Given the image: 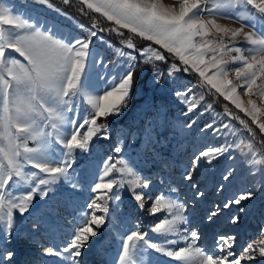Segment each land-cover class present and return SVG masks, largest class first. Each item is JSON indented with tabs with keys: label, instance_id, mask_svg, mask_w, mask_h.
<instances>
[{
	"label": "snow or ice",
	"instance_id": "obj_1",
	"mask_svg": "<svg viewBox=\"0 0 264 264\" xmlns=\"http://www.w3.org/2000/svg\"><path fill=\"white\" fill-rule=\"evenodd\" d=\"M33 2L54 7L49 0ZM70 2L71 0H64L66 5ZM79 3L81 12L87 10L97 13L110 22L113 27L108 29L109 31L123 37L124 30H127L133 37L149 43L147 46L137 47L128 39L127 48L131 51L115 49L120 57L128 56L132 61L128 71L103 94L87 95L91 111L77 123L75 120L66 119L65 114L73 111L74 99L88 93L84 90L82 78L88 67L91 44L93 38H105L102 35L105 29L98 28L96 23L91 25L81 23L79 27L85 35L69 42L52 35L50 31L41 30L34 21L27 18L26 14L22 18V14L15 9L0 7V25H10L21 30L7 34L0 28V234L3 240V245L0 246V264H8L14 256L6 247L18 229L14 210L16 216L17 213L23 216L29 211L37 193L41 198L48 197L50 189L42 190L40 185H52L63 178L69 183L68 201L73 202L75 192L82 186L80 179H73L74 176L81 177V173L73 168L76 163L74 154L77 150L87 152L90 141L98 134H102L104 139L111 138L108 135V126L97 124V120L119 116L127 108L135 84L137 56L141 58V62L155 60L167 64L168 55H174L179 64L171 65L168 71L169 78H172L173 72H194L210 86L209 90L214 89L215 93L230 101L251 118V122L259 127L261 133H264V120L260 118L261 114H264V109L258 107L256 100L251 98L256 96L264 99V37L241 23V20L246 18L244 16L235 19L241 25L239 28H227L216 24L214 20L207 21L202 18L205 12L210 15H222V9L238 5H251L259 13L264 14V0H223L220 3L215 0H183L178 11L163 7L160 0H79ZM210 4L212 7H209ZM56 10L61 11L59 8ZM246 28L251 31H245ZM211 29H215V33ZM224 37H228V40L226 41ZM240 37L251 47L237 46ZM108 46L113 47L110 40ZM14 54L22 57L23 61ZM97 63L105 64V61L99 58ZM236 63L239 64L238 67H230ZM106 64L115 65L109 60ZM230 73L234 74L238 83H233L228 78ZM160 75L156 73L157 78ZM238 88L249 95L248 106H245L237 95ZM189 92V88H183L174 91L173 94L186 106L187 112L191 113L199 105L189 97ZM226 115L239 119L230 111ZM38 118L43 122L38 123ZM240 122L252 132L246 121ZM65 123L71 129L67 135L60 131ZM192 123L195 122L188 123L186 127L191 128ZM46 127L51 131L45 132ZM153 127L152 119L145 122L146 132L151 131ZM82 129L84 134L81 136ZM204 129H211L214 135H220L224 130L232 131L229 123H224L219 128L213 124H206ZM29 139L37 142V147H29L27 144ZM56 143L65 151L58 161H53L50 159V153L55 151ZM247 148L253 151L251 144H248ZM113 151L120 154L123 151L121 144L114 146ZM226 151L230 149L225 146H213L196 154L184 173V180L192 182L190 187L195 188L194 174H199L201 163L211 164L213 159L224 155ZM249 162L264 165V160L255 161L253 158ZM25 165H30L37 171L25 173ZM115 168L116 164L113 163L111 168L104 167L102 173H98L90 189L98 195L85 205V209H91L92 212H81V223L74 230V235L67 246L60 250L53 247L43 248V257H59L70 261L71 264H83L84 250L89 247L92 238L99 235L98 226L105 223V216L96 215L95 212L108 211L106 202L105 204L97 202V199L101 198L99 194L103 193L106 196L111 193L109 198L119 199V192L125 187V184L118 182L116 178L106 179ZM127 171L135 177L130 182L133 199L138 202V207L143 209L145 206L143 198L151 191L152 180L148 177L141 178L132 168H128ZM231 174L229 171L224 179L227 180ZM25 179L36 180V185L27 195L13 196L12 186L19 185ZM135 188L143 190L142 193H135ZM222 188L223 185L218 191ZM172 191L175 192V189ZM156 195L159 197L155 200L157 206L150 207V215H155L159 211L158 206L164 198L163 193ZM254 195L253 191L239 194L227 200L223 208L228 209L237 205L240 206L239 211L244 212L242 201H249ZM203 196L202 191H196L194 194L195 199ZM165 206L171 214V219L167 217L159 219L154 227L147 231L137 226L135 230L129 232L121 241V254L116 264H145V260L139 254V250L144 247L154 249L180 264H241L242 261L255 262L257 257L264 258V234L255 243H250L238 256L233 251L237 242L236 236L230 234L215 235L213 244L215 252H207L198 246L200 234L197 230H193L189 236L168 239L163 243L153 242L149 238V231L160 236L175 235L179 232V225L188 222V217L183 215L182 204L169 199ZM219 211L220 206L216 205L215 209L207 214L209 224L215 223ZM239 222V216L231 217L232 224ZM38 226L40 222L34 224L33 228ZM180 240H183L184 246L174 247ZM42 264H45V261H42ZM261 264H264V260Z\"/></svg>",
	"mask_w": 264,
	"mask_h": 264
},
{
	"label": "rangeland",
	"instance_id": "obj_2",
	"mask_svg": "<svg viewBox=\"0 0 264 264\" xmlns=\"http://www.w3.org/2000/svg\"><path fill=\"white\" fill-rule=\"evenodd\" d=\"M49 2L54 6L53 8L35 3L33 0H0V7L15 9L22 14V18L26 14L27 18L34 21L41 30L50 31L52 35L69 42L85 35L79 24L92 23L84 22L61 6L50 0ZM182 2L183 0H160L163 7L174 8L177 11ZM215 2L220 3L223 0H215ZM209 7L212 5L210 4ZM56 8L61 11H57ZM221 11L222 15H210L205 12L202 18L207 21L214 20L216 24L227 28H239L241 25L235 19L244 16L246 18L242 19L241 23L264 37V14L259 13L251 5H238ZM0 28H3L7 34L21 31L10 25H0ZM248 28L245 31H251ZM211 31L215 33V29ZM102 35L104 39L93 38L88 67L82 78V85L88 93L74 99L73 111L65 114L66 119L75 120L77 123L91 111L87 103V95L103 94L126 74L132 63L128 56L120 57L115 50L119 48L125 52L131 51L127 48V43L111 42L113 47H109L107 32L104 31ZM224 39L227 41L228 37ZM237 46L251 47L242 37L238 38ZM14 55L23 61L18 54ZM99 58H103L105 64H98ZM108 60L113 64L119 62L107 66ZM156 62L152 60L146 63L150 65ZM139 63L145 62H141V58L137 56L135 69ZM172 64L174 63L168 64L165 68L157 66L149 74L147 67H144L141 72L143 82L137 87L134 84L127 108L119 116L97 120V124L108 126V135L111 138L104 139L102 134H98L90 141L87 152L77 150L74 154L76 163L73 168L81 173V177L74 176L73 179H80L82 186L75 192L72 203H69L67 198L70 191L69 183L62 178L52 185H40L42 190L50 189L48 197L41 198L37 193L29 211L23 216L18 213L16 216L14 210L18 229L12 241L6 245L14 253L12 261L8 264H42V261H45V264H71L70 261L59 257H43L42 249L53 247L60 250L67 246L74 235V230L81 223V212H92L91 209H85V205L98 195L90 190L91 185L96 181L98 173H102L104 167L111 168L113 163L116 164V168L110 171L106 179L116 178L118 182L124 183L125 187L120 190L119 199L109 198L111 193L106 196L103 193L99 194L101 198L97 199V202L101 204L106 202L108 211L95 212L96 215L105 216V223L98 226L99 235L92 238L89 247L84 250L83 264H116L121 254V241L129 232L135 230L137 226L147 231L154 227L157 220L165 217L171 219V214L165 206V202L169 199L183 205V215L188 217V222L179 225V232L175 235L160 236L149 231V238L153 242L163 243L168 239L189 236L193 230H197L200 234L198 246L207 252H215L213 247L215 235L230 234L236 236L237 242L233 251L238 256L250 243L260 239L264 234V165L249 161L253 158L255 161L264 160V153L255 139L253 130L249 132L241 124L242 118L238 116L239 119H233L227 116L228 109L218 108L211 102L206 96V89L210 86L201 79L200 82H196L189 78L187 73L175 72L172 78H169L168 71ZM238 66V63L230 65L231 68ZM156 73L161 74L159 78L156 77ZM228 78L233 83H238L234 74L230 73ZM183 88L190 89L189 97L199 105L191 113L187 112L186 106L173 94L174 91ZM237 95L241 102L248 106L249 95L241 88L237 89ZM251 98L256 100L258 107L264 109V99L256 96ZM233 116L237 115L233 114ZM260 118L264 120V114H261ZM150 119L154 127L146 132L145 122ZM192 121L195 123H192L191 128H187L186 125ZM37 122L43 121L38 118ZM224 123H229L232 131L224 130L222 134L214 135L211 129H204L206 124H213L214 127L219 128ZM248 125L251 127L249 123ZM70 130L67 123L60 128L65 135ZM44 131L48 132L51 129L46 127ZM83 134L82 129L81 136ZM118 143L123 149L120 154L113 151ZM27 144L29 147H37V142L31 139L27 140ZM248 144L252 145L253 151H249ZM213 146H225L230 151L217 156L211 164L202 162L199 174H194L196 187H190L192 182L185 181L183 177L192 158ZM54 147L55 151L50 153V159L58 161L65 150L58 143ZM120 157L123 159L121 160ZM128 168H132L141 178L148 177L152 180L151 191L146 193L152 198L144 196L143 209L138 207V202L133 199L130 182L135 177L128 173ZM24 171L30 174L37 170L25 165ZM229 171L232 174L225 180L224 176ZM35 185L36 180L25 179L19 185L12 186V194L16 197L27 195ZM221 185L223 188L218 191ZM173 188L175 192L172 191ZM134 191L140 194L143 190L135 188ZM196 191H202L204 196L195 199ZM248 191L255 192V195L249 201H242L244 212H240V206L237 205L228 209L223 208L227 200ZM157 193H163L164 198L158 206L159 211L155 215H150V207L157 206L155 205V200L159 198ZM216 205L220 206L218 218L215 219V223L209 224L206 219L207 214L214 210ZM232 216H239L240 222L232 224ZM37 222H40V226L34 229L33 225ZM2 245V234H0V246ZM168 246L173 247V245ZM182 246H184L183 240L174 245L177 248ZM139 254L142 255L145 264H180L147 247L140 249ZM262 260L264 258L257 257L255 262L242 261L241 264H261Z\"/></svg>",
	"mask_w": 264,
	"mask_h": 264
},
{
	"label": "trees",
	"instance_id": "obj_3",
	"mask_svg": "<svg viewBox=\"0 0 264 264\" xmlns=\"http://www.w3.org/2000/svg\"><path fill=\"white\" fill-rule=\"evenodd\" d=\"M50 1L55 3L58 6H61L64 10L72 13L73 15H75L76 17H78L84 22L97 23L98 28L103 27L105 29V32H107L108 39L114 44L127 43L128 39H131L132 43L136 44L137 47L147 46V44L149 43L138 37H133L132 34L129 33L127 30H124L123 37L118 36L116 33L109 31L108 29L113 27V25L110 22H107L103 17H101L97 13H93L87 10L85 12H81L80 10L81 5L79 1L77 2L75 0H71L70 4H67V5L64 3V0H50ZM74 2H77V3H74ZM170 63L179 64V61L174 55H168L167 64H165L164 62H159V61H157L154 64H150V65L147 63H143V64L139 63L138 67L135 69V72H136L135 87L141 85L143 82L144 78L141 77V72L144 67H147L148 74H149L153 68L157 66L165 68ZM187 76L191 78L193 81L200 82V78L194 72L187 73ZM209 89L210 88L206 89V96L211 102H213L218 108L228 109L234 115L239 116L240 118L247 121L251 125L255 139L258 145L262 148L263 153H264V134L260 132L259 128L251 122V119L247 115H245L242 111L237 109L235 105H233L230 101L225 100L223 96L215 93L214 89H211V90Z\"/></svg>",
	"mask_w": 264,
	"mask_h": 264
}]
</instances>
